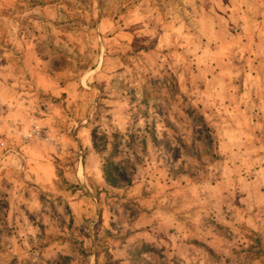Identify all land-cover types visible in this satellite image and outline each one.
<instances>
[{
    "label": "rangeland",
    "instance_id": "obj_1",
    "mask_svg": "<svg viewBox=\"0 0 264 264\" xmlns=\"http://www.w3.org/2000/svg\"><path fill=\"white\" fill-rule=\"evenodd\" d=\"M0 264H264V6L0 0Z\"/></svg>",
    "mask_w": 264,
    "mask_h": 264
},
{
    "label": "crops",
    "instance_id": "obj_2",
    "mask_svg": "<svg viewBox=\"0 0 264 264\" xmlns=\"http://www.w3.org/2000/svg\"><path fill=\"white\" fill-rule=\"evenodd\" d=\"M241 2L246 6V7H252V6H257L261 5L264 6V0H241ZM38 172V171H37Z\"/></svg>",
    "mask_w": 264,
    "mask_h": 264
},
{
    "label": "trees",
    "instance_id": "obj_3",
    "mask_svg": "<svg viewBox=\"0 0 264 264\" xmlns=\"http://www.w3.org/2000/svg\"><path fill=\"white\" fill-rule=\"evenodd\" d=\"M107 178H110L109 174L106 173Z\"/></svg>",
    "mask_w": 264,
    "mask_h": 264
}]
</instances>
